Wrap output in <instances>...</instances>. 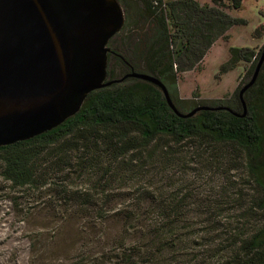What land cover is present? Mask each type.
<instances>
[{
  "label": "trees",
  "instance_id": "obj_1",
  "mask_svg": "<svg viewBox=\"0 0 264 264\" xmlns=\"http://www.w3.org/2000/svg\"><path fill=\"white\" fill-rule=\"evenodd\" d=\"M118 1L121 31L142 55L131 50L134 63L112 48L110 80L148 74L183 114L221 110L178 117L155 85L127 78L89 94L56 129L1 147L0 177L14 191L48 197L53 216L77 218L100 236L99 251L76 264H264V64L243 96L244 117L233 114H244L241 88L206 103L176 95L179 74L244 22L231 14L243 0ZM263 49H229L220 74L244 63L252 79ZM111 58L124 74L115 75ZM112 222L120 238L103 241ZM177 252L181 260L170 256Z\"/></svg>",
  "mask_w": 264,
  "mask_h": 264
},
{
  "label": "water",
  "instance_id": "obj_2",
  "mask_svg": "<svg viewBox=\"0 0 264 264\" xmlns=\"http://www.w3.org/2000/svg\"><path fill=\"white\" fill-rule=\"evenodd\" d=\"M118 0H0V148L56 129L81 109L94 91L135 78L155 85L181 118L165 84L132 72L117 80L108 76L110 40L124 27ZM264 49L243 96L256 82ZM230 111V110H229ZM232 112V111H231Z\"/></svg>",
  "mask_w": 264,
  "mask_h": 264
},
{
  "label": "rangeland",
  "instance_id": "obj_3",
  "mask_svg": "<svg viewBox=\"0 0 264 264\" xmlns=\"http://www.w3.org/2000/svg\"><path fill=\"white\" fill-rule=\"evenodd\" d=\"M195 1L211 4L212 0ZM231 14L244 22L230 29L228 39L218 40L199 67L179 74L176 93L179 100L196 104L231 97L250 81L251 77L246 78L249 66L244 63L226 74H220V68L229 59V49L258 52L264 46V0H243L241 7ZM128 33L121 31L109 47L136 63L130 51L139 56L142 52L133 49ZM112 62L116 65V76L126 72L115 58ZM105 230L108 234L103 241L110 242L119 236L118 225L113 222ZM95 236L99 235L83 228L77 218L62 221L53 216L48 211V197L42 198L28 190L14 191L0 177V264H76L83 255L99 251ZM180 255L170 254L175 260H181Z\"/></svg>",
  "mask_w": 264,
  "mask_h": 264
},
{
  "label": "flooded vegetation",
  "instance_id": "obj_4",
  "mask_svg": "<svg viewBox=\"0 0 264 264\" xmlns=\"http://www.w3.org/2000/svg\"><path fill=\"white\" fill-rule=\"evenodd\" d=\"M111 49V48H110ZM114 52L112 51V49H111V52L109 53V55H111V54H113Z\"/></svg>",
  "mask_w": 264,
  "mask_h": 264
}]
</instances>
